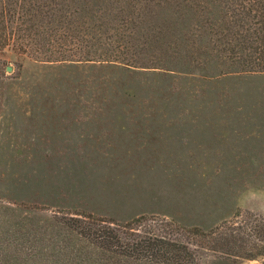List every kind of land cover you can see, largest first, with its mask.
Here are the masks:
<instances>
[{"label": "rangeland", "instance_id": "rangeland-1", "mask_svg": "<svg viewBox=\"0 0 264 264\" xmlns=\"http://www.w3.org/2000/svg\"><path fill=\"white\" fill-rule=\"evenodd\" d=\"M0 78V264H141L65 224L264 218V73L204 77L8 55ZM199 264H264L215 257Z\"/></svg>", "mask_w": 264, "mask_h": 264}, {"label": "trees", "instance_id": "trees-1", "mask_svg": "<svg viewBox=\"0 0 264 264\" xmlns=\"http://www.w3.org/2000/svg\"><path fill=\"white\" fill-rule=\"evenodd\" d=\"M11 55L39 63H106L204 77L264 73V0H0V78ZM65 224L98 249L141 264L264 258V218L210 231L173 222Z\"/></svg>", "mask_w": 264, "mask_h": 264}, {"label": "water", "instance_id": "water-1", "mask_svg": "<svg viewBox=\"0 0 264 264\" xmlns=\"http://www.w3.org/2000/svg\"><path fill=\"white\" fill-rule=\"evenodd\" d=\"M7 71L8 72H11L12 71V68L10 66L7 67Z\"/></svg>", "mask_w": 264, "mask_h": 264}]
</instances>
